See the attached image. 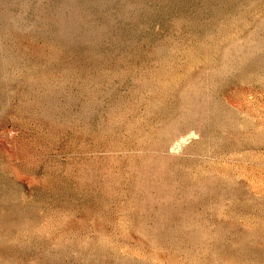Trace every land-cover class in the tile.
<instances>
[{
  "label": "rangeland",
  "instance_id": "rangeland-1",
  "mask_svg": "<svg viewBox=\"0 0 264 264\" xmlns=\"http://www.w3.org/2000/svg\"><path fill=\"white\" fill-rule=\"evenodd\" d=\"M0 264H264V0H0Z\"/></svg>",
  "mask_w": 264,
  "mask_h": 264
}]
</instances>
